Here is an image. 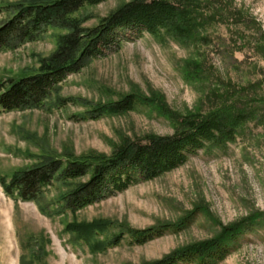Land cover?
I'll use <instances>...</instances> for the list:
<instances>
[{
	"label": "rangeland",
	"instance_id": "1",
	"mask_svg": "<svg viewBox=\"0 0 264 264\" xmlns=\"http://www.w3.org/2000/svg\"><path fill=\"white\" fill-rule=\"evenodd\" d=\"M31 1L0 0V24L13 4ZM126 1L87 8L84 24L95 26ZM181 1L200 25L189 39L166 33L128 39L68 75L41 108L0 112V264H142L218 237L242 220L253 228L219 264H264V0ZM61 34L48 28L35 41L0 51V82L35 73ZM131 93L140 101L134 110L82 118ZM244 105L258 112L227 148L198 151L178 168L77 212L61 210L65 185L47 188L37 201L4 189L3 181L47 159L110 155L127 139L174 134L186 116ZM163 224L174 227L132 243L129 229Z\"/></svg>",
	"mask_w": 264,
	"mask_h": 264
},
{
	"label": "trees",
	"instance_id": "2",
	"mask_svg": "<svg viewBox=\"0 0 264 264\" xmlns=\"http://www.w3.org/2000/svg\"><path fill=\"white\" fill-rule=\"evenodd\" d=\"M106 1L34 0L11 6V15L0 24V51L35 41L48 28L62 30L63 34L58 38L56 49L41 59L35 73L0 82V112L41 108L68 75L79 73L110 51H118L128 39L144 33L162 39L166 33L182 41L195 35L200 26L194 8L181 0H128L100 18L95 26L85 25L91 17L83 14L85 10ZM254 90L250 96L253 103ZM139 103L135 94H127L104 106L91 107L82 118L97 119L107 112L134 110ZM257 112L256 105L248 108L244 105L227 106L225 110L217 109L203 116H186L172 135L127 139L110 155L89 153L50 158L18 171L9 182L3 181V186L9 195H16L23 201H37L47 188L65 185L68 188L60 198L61 210L77 212L134 184L153 180L178 168L198 151L227 148L236 141L240 127ZM252 225L242 220L227 227L218 237L142 264H219ZM171 227L174 226L163 224L128 232L132 243L144 244ZM90 229L93 231L96 227ZM121 237L114 236L115 243H120Z\"/></svg>",
	"mask_w": 264,
	"mask_h": 264
}]
</instances>
